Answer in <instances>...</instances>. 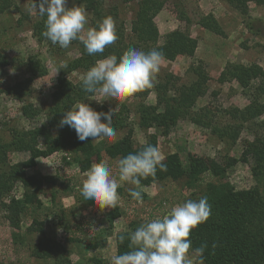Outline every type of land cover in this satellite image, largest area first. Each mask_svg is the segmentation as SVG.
I'll list each match as a JSON object with an SVG mask.
<instances>
[{"label": "rangeland", "instance_id": "1", "mask_svg": "<svg viewBox=\"0 0 264 264\" xmlns=\"http://www.w3.org/2000/svg\"><path fill=\"white\" fill-rule=\"evenodd\" d=\"M113 1L119 4V14L125 23L126 34L131 37L132 22L138 10L139 0L125 3H121V0H106L104 6L113 5ZM177 2L180 1L169 0L156 16V23L162 36L178 27L187 26L177 16L175 6ZM33 3L34 0H15L16 6L0 15V49L8 58L7 64L0 68V138L6 141L11 140L13 133L46 123V112L52 104V93L57 86L61 66L79 56L78 41H73L65 49L53 45L48 40L43 42L38 40L34 25L42 18L38 14L29 13ZM180 5L188 8L194 20L201 15L213 13L225 35H218L193 23L190 26V33L199 41L195 55L193 57L179 55L174 61L163 58L161 69L153 81V87L150 88L153 91L149 93L145 102L156 103L154 87L169 73L180 78L177 84L192 82L196 76L191 66L201 61L211 79L206 95L197 100L195 108L207 104L218 108L245 107L250 98L245 94L243 87L236 81L220 83L218 77L229 61L245 65L258 63L264 68V4L251 1L247 15L241 14L224 0H185ZM68 6L84 8L90 26L93 14L84 4L68 0ZM31 59L39 61L38 64L45 73L33 71ZM67 75L73 81H80L82 72L75 70ZM28 80L30 95L25 101L32 102L40 109V113L33 118H25L21 113L23 103L4 91L17 82ZM141 98L138 93L123 102L110 100L97 102L95 99H102L98 95L89 98L90 101L104 104L109 108L116 107V110L122 105L129 109L128 126L116 130L115 142L122 145L120 155L111 158L106 154L104 147L115 143L106 140L96 144L102 150V161L106 160L113 165V174L118 179L115 167L117 158L138 152L147 144L151 135H156L157 147L161 154L166 157L168 154L178 153L187 173L178 180L158 181L151 176L147 179L142 178L140 186L142 201L133 200L127 189L135 186L125 183L118 189L120 202L117 208L101 211L96 206L85 207L84 201L81 200L82 182L90 169L81 171L79 164L74 162L75 154L57 153L40 157L36 160V167L27 169V173L56 176V182L54 185L36 189L37 197L34 198V203L22 212L17 229L9 223L7 211L0 202L2 264H54L55 255L50 258L32 256L34 246L43 238H50L64 247L71 264H110V257L116 254L115 235L118 232L132 230L133 224L138 227L149 219L162 216L173 205L189 199L196 200L200 187L206 184L228 185L237 190L253 186L264 189V182L260 183L259 178L251 170L252 162L229 161V158L241 159L247 141L254 138L249 124L235 142L222 141L210 129L198 126L188 119H180L168 133L155 127L145 130L139 125L137 113V102ZM39 147L45 148L43 139L39 140ZM66 155L69 163L61 160V156ZM29 156V152L10 153L5 163L0 164V171L6 169L5 165L26 160ZM210 158L222 163L225 170L219 175L203 173L196 184L189 183V164L195 160ZM39 159L55 167L42 163ZM23 194L24 188L18 182L13 186L11 193L3 199L9 202L11 197L20 199ZM191 247L195 249L200 246L193 244Z\"/></svg>", "mask_w": 264, "mask_h": 264}, {"label": "trees", "instance_id": "2", "mask_svg": "<svg viewBox=\"0 0 264 264\" xmlns=\"http://www.w3.org/2000/svg\"><path fill=\"white\" fill-rule=\"evenodd\" d=\"M76 1L84 4L92 12L90 26H96L105 16H111L115 21L118 40L115 44L108 46L104 53L96 55L87 54L83 44L78 41L79 56L67 61L65 69H61L57 86L52 93V104L46 112V123L13 133L10 141L0 138L1 165L12 152H29L30 154L26 160L5 165L6 169L0 171V202L7 211L6 217L9 223L15 229L19 228L22 212L34 203L33 200L37 197L36 189L54 185L56 182V176L27 173V169L36 167L38 158L57 153L60 155L73 153L75 154L74 162L79 164L83 172L88 171L92 163L102 161V150L90 139L80 141L73 129L59 126L64 112L79 103H89L100 112H107L110 109L104 104L90 101L89 98L93 95L85 93L81 88V80L73 81L68 77V73L79 70L83 75L96 60L113 54L119 56L130 47L145 52L155 48L163 52L164 59L171 61L176 60L179 55L193 57L199 43L198 38L190 33V26L193 23L218 35H225V31L213 13L201 15L194 20L188 8L180 5L185 0H178L181 3L177 2L175 6L178 18L187 26L178 27L164 36L161 35L156 23V16L169 0H139L138 10L132 22L131 37L126 34L125 23L119 14V4L115 1L113 5L107 7L104 6L106 0ZM130 1L132 0H121V3ZM224 1L245 15L248 14L251 1L264 4V0ZM15 6V0H0V15ZM44 19L42 18L34 25L36 37L40 42L48 40L42 35L45 30ZM7 62L8 58L0 49V68ZM30 63L33 71L39 70L45 73V70L40 68L39 61L31 59ZM191 69L196 78L188 84H177L180 78L171 73L159 81L154 87L155 104L145 102L153 89L148 88L138 92V95L142 96L137 102L140 127L145 130L151 127L160 128L164 133H168L180 119H188L198 126L210 129L222 141L235 142L249 124L254 138L247 141L241 159L229 158V161L230 163L252 162L253 174L259 178L260 183L264 182V68L258 63L245 65L229 61L221 71L218 77L220 83L236 81L249 96L250 101L243 108L236 106L218 108L211 104L195 108L197 100L206 95L211 76L201 61L197 65L193 64ZM29 87L30 80L17 82L4 90L23 103L21 113L25 118H33L40 113V109L32 102L25 101V98L30 95ZM128 119L129 109L126 105H122L113 116L112 127L115 130L124 129L128 126ZM40 139H43L44 149L39 147ZM146 145L157 147V136L151 135ZM103 150L109 157L116 158L122 151V145L115 142L105 146ZM67 159V155L61 156V160L69 163ZM163 163L167 165V170L161 171L158 168L153 179L178 180L187 173L178 153L168 154ZM224 170V165L216 159L195 160L189 164L188 182L196 184L201 174L219 175ZM18 182L24 188L22 198L11 197L9 202H6L3 197L8 196ZM202 196L208 198L211 215L207 222L192 230L190 239L192 245L207 244L204 264H264V189L253 186L237 190L232 186L209 183L200 187L196 200ZM81 200L84 201L83 197ZM84 204L87 208L95 206L91 201H84ZM133 225L132 230L116 234V254L129 251V240L125 238L121 242L120 238L126 237L128 232L137 228L135 224ZM13 235L16 237V233ZM214 243L215 248L212 247ZM63 248L56 241L43 238L34 246L32 256L50 258L55 255L54 264H71ZM0 264H2L1 261Z\"/></svg>", "mask_w": 264, "mask_h": 264}, {"label": "clouds", "instance_id": "3", "mask_svg": "<svg viewBox=\"0 0 264 264\" xmlns=\"http://www.w3.org/2000/svg\"><path fill=\"white\" fill-rule=\"evenodd\" d=\"M29 13L45 18L42 35L61 48L66 49L73 41H79L87 54L96 55L104 53L118 40L111 16H105L96 26H88L86 10L79 6L69 7L68 0H34ZM163 58V52L155 48L145 52L130 47L119 56L113 54L96 60L82 75L81 88L87 94L102 98L95 99L97 102H123L153 87ZM115 112L116 107L100 112L89 103H79L64 112L59 126L73 129L80 141L90 139L94 145L106 140L115 142L117 131L112 127ZM164 159L158 147L146 145L138 152L117 158L118 179L110 162L95 163L82 182L80 194L84 201H91L101 211L117 208L120 202L118 189L126 183L135 186L127 189L133 200L142 201L141 179L155 177L158 168L166 171ZM40 162L55 167L43 160ZM210 215L207 196L173 205L162 216L141 223L126 237L121 236V242L125 238L129 240V251L112 255L110 264H204L207 244L192 249L190 236L192 230L207 222Z\"/></svg>", "mask_w": 264, "mask_h": 264}, {"label": "crops", "instance_id": "4", "mask_svg": "<svg viewBox=\"0 0 264 264\" xmlns=\"http://www.w3.org/2000/svg\"><path fill=\"white\" fill-rule=\"evenodd\" d=\"M199 44V43H198ZM198 48V47H197ZM115 238H116V235H115ZM116 240V239H115ZM116 244V243H115Z\"/></svg>", "mask_w": 264, "mask_h": 264}]
</instances>
